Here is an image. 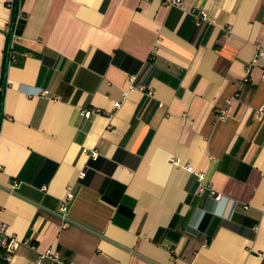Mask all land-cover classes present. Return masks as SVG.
I'll return each instance as SVG.
<instances>
[{"label":"crops","instance_id":"obj_1","mask_svg":"<svg viewBox=\"0 0 264 264\" xmlns=\"http://www.w3.org/2000/svg\"><path fill=\"white\" fill-rule=\"evenodd\" d=\"M163 3L0 0V264H264V0Z\"/></svg>","mask_w":264,"mask_h":264},{"label":"built area","instance_id":"obj_2","mask_svg":"<svg viewBox=\"0 0 264 264\" xmlns=\"http://www.w3.org/2000/svg\"><path fill=\"white\" fill-rule=\"evenodd\" d=\"M20 1L21 0H5V6L8 9L9 13H10V17H9V21L5 27V36L7 38V45H6V49L5 50V63L9 64L11 62H13L15 60V55L14 52L12 50L13 44L15 42H17L19 40V34H18V27L19 24L22 20L19 8L20 7ZM181 0H162V2H164L163 4L165 5H169V6H177L180 4ZM205 11H199V12H193L191 15H193V17L197 20H205L206 19V15H205ZM259 60H263L264 61V50L261 47L260 44L256 45V52L254 53V56L252 58V60L250 61V63L245 67L244 69V81L248 80V76L250 73V67L252 65H254L255 63H257ZM4 74L2 71H0V123L2 121V119L4 118L3 113H2V105H3V95H4V90L6 89V80L3 77ZM129 82L131 88L132 87H137L140 90H145L146 86L143 84H136V77L131 75L129 76ZM46 91H43L42 94H46ZM147 94L151 95V90H147ZM121 102V101H120ZM120 102H115L113 107L116 109L120 106ZM98 109H86V110H82L81 111V116L83 118H89L91 117L92 114L94 113H98ZM83 152H86V149H83ZM91 158H96L97 154L95 151H90L89 153ZM177 163V162H175ZM188 170H191L190 167H187ZM80 176H83V174L81 173ZM203 175H198V179L199 182L202 181ZM14 187L17 185V183H13ZM204 186L202 184L199 183L198 186V190H203ZM207 189L209 190V192L211 194H214L213 190L211 191V189H209V187H207ZM71 193L68 192L67 193V199H70L71 197ZM214 199L219 200L220 196L219 195H215ZM66 222L63 224L65 225ZM20 243V240L17 239V237H15L14 235H12L11 233H9L8 227L5 223L0 221V248L3 250L4 252V259L6 261H8L11 257V254L14 253L15 248L17 247V245ZM41 257H47L50 258L53 261V264H70V263H65L63 261L60 260V256L59 253L57 251H51L48 250L46 251L43 255H41Z\"/></svg>","mask_w":264,"mask_h":264}]
</instances>
